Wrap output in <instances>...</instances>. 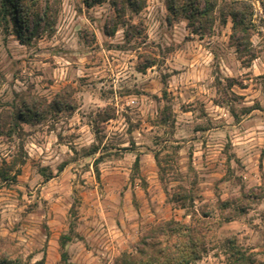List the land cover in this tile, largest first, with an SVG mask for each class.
<instances>
[{
	"label": "rangeland",
	"instance_id": "374dc122",
	"mask_svg": "<svg viewBox=\"0 0 264 264\" xmlns=\"http://www.w3.org/2000/svg\"><path fill=\"white\" fill-rule=\"evenodd\" d=\"M249 1V64L229 19L199 37L164 0L119 19L60 0L51 34H0V237L23 264H113L169 220L208 234L194 264H229L230 240L264 264V0ZM64 91L72 110L13 127L21 98Z\"/></svg>",
	"mask_w": 264,
	"mask_h": 264
},
{
	"label": "trees",
	"instance_id": "16d2710c",
	"mask_svg": "<svg viewBox=\"0 0 264 264\" xmlns=\"http://www.w3.org/2000/svg\"><path fill=\"white\" fill-rule=\"evenodd\" d=\"M108 2L116 18L128 8L139 13L146 0H82L86 8ZM171 18L181 17L192 34L203 37L212 31L219 20L231 21L229 41L235 48L238 60L251 63L257 56L251 36L255 29L252 22L254 9L249 0H164ZM60 0H0V34H13L22 45H29L42 34H51L59 11ZM70 93L57 94L51 103L37 96L20 99L19 107L13 109L12 125L38 122L50 111L72 110ZM138 159L135 161L137 165ZM4 181L8 178H4ZM153 234L142 236L136 253H123L113 264H194L209 244V236L203 227H191L175 220L159 223L151 230ZM68 239L62 238L61 245ZM226 257L229 264H253L247 255L234 243L228 241ZM0 264H23L22 257L5 239L0 237Z\"/></svg>",
	"mask_w": 264,
	"mask_h": 264
},
{
	"label": "crops",
	"instance_id": "0c3cea01",
	"mask_svg": "<svg viewBox=\"0 0 264 264\" xmlns=\"http://www.w3.org/2000/svg\"><path fill=\"white\" fill-rule=\"evenodd\" d=\"M192 92H193V91H192ZM179 96L182 97L183 94L180 92V93H179ZM188 96H190V95H188ZM186 98H187V96H186ZM192 99H193V98L190 96L187 102H188V103L191 102ZM208 108H209V110H210V113H209L210 116H211V115L213 116V113H212V112H213L214 110H216V109H220L221 107L218 106V105H216V104H212V107L210 108V106H209ZM183 113H184V112H183ZM214 115H216V114L214 113ZM215 118H218V117L216 116ZM242 122H243V121H242Z\"/></svg>",
	"mask_w": 264,
	"mask_h": 264
}]
</instances>
